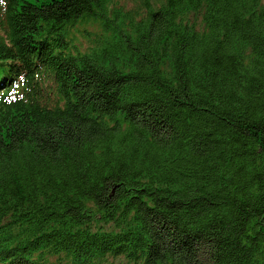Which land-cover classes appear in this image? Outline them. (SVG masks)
I'll return each mask as SVG.
<instances>
[{
	"label": "trees",
	"instance_id": "obj_1",
	"mask_svg": "<svg viewBox=\"0 0 264 264\" xmlns=\"http://www.w3.org/2000/svg\"><path fill=\"white\" fill-rule=\"evenodd\" d=\"M109 1L0 0V264H264V0Z\"/></svg>",
	"mask_w": 264,
	"mask_h": 264
},
{
	"label": "rangeland",
	"instance_id": "obj_2",
	"mask_svg": "<svg viewBox=\"0 0 264 264\" xmlns=\"http://www.w3.org/2000/svg\"><path fill=\"white\" fill-rule=\"evenodd\" d=\"M142 0H110L106 9H108L109 13L113 12V11H121V12H126V11H130L131 9H133L134 7H137L141 4ZM157 0H150L151 4L154 3ZM87 29L90 32L97 31V27L95 26L90 27L88 26ZM75 42L80 43L84 46L88 45L87 43H89V41L86 39H84L81 35L80 32H77L75 34Z\"/></svg>",
	"mask_w": 264,
	"mask_h": 264
}]
</instances>
